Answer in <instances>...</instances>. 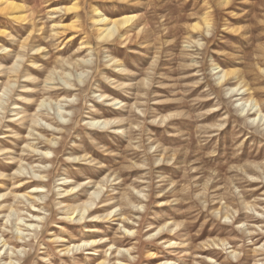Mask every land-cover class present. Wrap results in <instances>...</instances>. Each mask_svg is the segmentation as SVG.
I'll list each match as a JSON object with an SVG mask.
<instances>
[{
  "label": "rangeland",
  "instance_id": "rangeland-1",
  "mask_svg": "<svg viewBox=\"0 0 264 264\" xmlns=\"http://www.w3.org/2000/svg\"><path fill=\"white\" fill-rule=\"evenodd\" d=\"M7 1L20 8L0 9V164L15 163L0 170V236L15 253L0 264H264V0ZM97 9L134 17L123 40L99 37ZM222 70L236 75L225 84ZM249 96L259 119L242 112ZM100 183L90 217L68 220ZM85 240L98 244L64 254Z\"/></svg>",
  "mask_w": 264,
  "mask_h": 264
},
{
  "label": "bare ground",
  "instance_id": "bare-ground-1",
  "mask_svg": "<svg viewBox=\"0 0 264 264\" xmlns=\"http://www.w3.org/2000/svg\"><path fill=\"white\" fill-rule=\"evenodd\" d=\"M0 6L2 7V8H0L1 9V11H17L19 8H20V6H18V5H16V4H14V3H12V2H9V1H4V0H0ZM95 15H97V17L96 18H94V20H95V23L98 25H100V28H99V37L101 38V39H113V38H124V36H125V33H128V27L127 26H129V24H131V22L133 21V19H134V17L133 16H124V17H122V18H120V19H112V18H109L108 16H105L104 14H102L101 12H99L98 11V9L95 11ZM15 19L16 20H19V19H21V18H19V17H15ZM208 23V22H207ZM95 24V25H96ZM198 26V25H197ZM196 28V27H195ZM197 29V28H196ZM130 30V29H129ZM129 37H130V35H129ZM99 38V39H100ZM125 38H127V37H125ZM123 40V39H122ZM121 41V40H120ZM3 47V46H2ZM5 47V46H4ZM24 48V47H23ZM33 50V49H32ZM37 50H38V52H39V50L40 49H38L37 48ZM4 52H7V51H4ZM4 52H3V54H4ZM2 54V53H1ZM6 54V53H5ZM5 57V56H4ZM8 57V56H7ZM73 65V64H72ZM14 66V65H13ZM11 68V67H10ZM12 70H14V69H12ZM9 73H11V72H9ZM219 73V72H218ZM236 75V72H231V71H227V70H222L221 71V76H220V80H222V81H224L225 82V84L226 83H228V81L231 79V77H233V76H235ZM12 76V75H11ZM51 79V78H50ZM29 80V79H28ZM14 82V81H13ZM67 84V83H66ZM65 84V85H66ZM68 84H69V82H68ZM14 85V84H13ZM71 86V85H70ZM8 87V86H7ZM12 87V86H11ZM14 87V86H13ZM75 87H76V85H75ZM245 87H240V88H238V87H235L234 88V90H237V92H238V94L240 93V91H242L241 93H240V95H243L244 93H247L248 92V89L247 88H245ZM6 90V89H5ZM8 91H9V89H8ZM235 92V91H234ZM4 94H5V92H4ZM7 96V95H6ZM239 96V95H238ZM251 96H249L247 99H243V101H244V103H243V107H242V112H246L247 111V117H249V116H252V115H258V119L260 118V116H261V114H262V111H261V109H260V106H259V104L251 97ZM101 98L102 99H104L105 100V96H101ZM100 98V99H101ZM108 99V98H107ZM242 99V98H241ZM240 99V100H241ZM5 100V99H4ZM65 100V99H64ZM0 101H1V98H0ZM108 101H109V99H108ZM110 101H112V100H110ZM6 102V101H5ZM4 102V103H5ZM46 102V101H45ZM67 102H69V101H67ZM3 103V102H2ZM1 103V104H2ZM7 103V102H6ZM43 103V102H42ZM1 104H0V106H1ZM74 105H76V104H74ZM113 105V104H112ZM45 107H46V105H44ZM55 106V105H54ZM3 107V106H2ZM5 107H6V105H5ZM30 108H32V106H29ZM49 107V106H48ZM59 107V106H58ZM57 108V107H56ZM66 108V107H65ZM72 108H73V106H72ZM248 108V109H247ZM2 109V108H1ZM4 109V108H3ZM48 109V108H47ZM51 109V108H50ZM68 109V108H67ZM71 109V108H70ZM58 110H60V109H58ZM50 111V110H49ZM22 113V112H21ZM4 115V114H3ZM19 115V114H18ZM42 115V114H41ZM26 116V115H25ZM34 116V115H33ZM47 116V115H46ZM66 116V115H65ZM16 117V116H15ZM14 117V118H15ZM41 117V116H40ZM44 117V116H43ZM257 117V116H256ZM264 117V116H263ZM4 118V117H3ZM27 119H28V117L26 116L25 118L24 117H19V119H16V120H18V121H20V122H22L21 123V125H22V127H26V122H27ZM43 120H44V118H42ZM13 120V119H12ZM12 120H11V122H12ZM30 121V123H31V128H30V133H29V135H32V136H34L35 134H34V131L36 130V129H38L39 128V125H40V120H39V118L37 117V116H34V117H31V119H29ZM54 120V119H53ZM53 120H52V122H53ZM93 120V119H92ZM3 121L4 120H2V119H0V128H1V125H2V123H3ZM49 121V120H48ZM47 121V122H48ZM253 121V120H252ZM256 121V119H254V121L253 122H255ZM8 122V121H7ZM10 122V123H11ZM55 122V121H54ZM121 122V121H120ZM9 123V122H8ZM17 123H19V122H17ZM14 124V123H13ZM61 124V123H60ZM91 126H104V127H110V125H112V124H114L115 126H116V124H115V122H112V121H106V120H104V121H100V120H96V119H94L93 121H91L90 123H89ZM15 125V124H14ZM62 125H63V122H62ZM44 126V125H43ZM46 126V125H45ZM44 126V127H45ZM113 126V125H112ZM5 127V126H4ZM41 127V126H40ZM69 128H70V126H68ZM72 127V126H71ZM50 128V127H49ZM57 128V127H56ZM2 129V128H1ZM120 129V128H119ZM3 130V129H2ZM47 130H48V128H47ZM57 130V129H56ZM96 130V129H95ZM118 130V129H117ZM1 131V130H0ZM61 131H63V130H61ZM69 131H71V130H69ZM123 132V131H122ZM14 133V132H13ZM65 133V132H64ZM67 133V132H66ZM69 133V132H68ZM57 134H58V132H57ZM68 135V134H67ZM13 136V135H12ZM39 137V136H38ZM10 138V137H9ZM40 138V137H39ZM62 140L64 141V139H63V137H62ZM59 143H60V141H59ZM59 143L58 144H56V145H59ZM63 143V142H62ZM50 144V143H49ZM27 146V147H26ZM26 146H24V147H26L27 148V150H29V151H31V152H35V149L34 148H32L30 145H26ZM52 147V146H51ZM36 148V147H35ZM37 149V148H36ZM56 149V148H55ZM58 149V148H57ZM2 152V149H0V153ZM3 153H5V152H3ZM51 152H46L45 153V155H48L49 156V154H50ZM1 155V154H0ZM6 155V154H5ZM5 155H3V156H5ZM10 156H11V154H9ZM13 155V154H12ZM45 155H44V153H43V156L45 157ZM48 156H46V157H48ZM6 157V156H5ZM45 157V158H46ZM81 159H82V157H80ZM85 158V157H84ZM16 158H13V160H15ZM57 159V158H56ZM9 160H10V158H9ZM55 160V159H54ZM53 160V161H54ZM16 161H18V160H16ZM15 161V162H16ZM23 161H24V159H20L19 160V162L21 163V165L19 166V168H17L18 170H17V173H15V174H17L18 176L17 177H20V176H25V170H27V167H25L24 168V165L22 164L23 163ZM52 161V160H51ZM11 162V161H10ZM4 163V162H3ZM0 164V170L1 169H10L11 167H12V164H15L14 163V161L12 162V163H6V164ZM26 166H27V164H26ZM39 167V166H38ZM46 167V166H45ZM32 169H33V167H31ZM3 169V170H4ZM30 171V170H29ZM51 171V170H50ZM2 174V173H1ZM0 174V178H2L3 177V175H1ZM30 174H31V172H30ZM33 174H36L35 173V171H34V173ZM28 175V174H27ZM36 176V175H35ZM7 177H9V176H7ZM33 178V177H32ZM43 179V178H42ZM107 180V179H106ZM45 182V181H44ZM1 183V182H0ZM38 185H39V183H37ZM19 186H22V185H19ZM81 186V185H80ZM103 186H104V184H99V188L97 189V191H95L94 193H92L90 196H91V198L89 199V200H87V201H85V202H83V203H81V204H77V205H75V206H71V205H68L67 207H66V213H65V215H66V218L68 219V220H71V221H75V222H84L85 220H86V217L87 216H85V214L86 213H89L90 212V209H92L93 207H94V204L96 203L95 202V199H96V197L95 196H97V195H99L100 194V192L103 190ZM79 187V186H78ZM40 189L42 190L43 189V187H41V186H37V187H35V188H33L32 189V192H36L37 193V190H39L38 191V193L40 192ZM71 189V190H70ZM69 190H70V192L71 193H73L74 191V189H75V187L74 188H70ZM69 190H68V192H69ZM42 192H44V190L42 191ZM48 194V193H47ZM6 196L7 195H5V194H0V200H1V202H0V210L1 209H3V208H5L6 206L5 205H3L4 204V202L6 201L5 200V198H6ZM16 198H22V199H24V198H26L27 200H28V198H30L31 196L30 195H27V194H25V195H21V197H19V196H15ZM43 197H41V196H39L38 197V199L37 200H41ZM32 199V198H31ZM5 200V201H4ZM97 200V199H96ZM143 201V200H142ZM34 203H32V205H31V207H33V208H35V201H33ZM40 203V202H39ZM122 204H124V205H126V206H128L129 205V203H126V202H122ZM30 205V204H29ZM38 206V205H37ZM9 209H12V206H7ZM129 207V206H128ZM141 207H143V206H141ZM39 208V207H38ZM32 209V208H31ZM36 211V210H35ZM39 211H41V210H39ZM10 213H12V212H10ZM77 213V215L74 217V215ZM113 212L111 211V213H109L108 215H106L104 218H103V216H95L94 218H96V220L98 221V220H100V219H104V220H106V219H108V217H110V215L112 214ZM43 214V213H42ZM124 215V212L122 213V211H121V213L119 214V216H123ZM116 216V215H115ZM114 216V217H115ZM118 216V215H117ZM225 218H229V215L228 214H224L223 215ZM6 217V216H5ZM8 217V216H7ZM65 217V216H64ZM79 217V218H78ZM88 217H90V215L88 216ZM87 217V218H88ZM33 218H36V219H42L41 217H40V215H36V216H33ZM93 218V219H94ZM65 219V218H64ZM8 220V219H7ZM19 221V222H18ZM18 223L17 224H15V227H17L16 228V233H15V231L13 232L14 234H16V238H17V240L18 241H26L27 242V240H29V239H27L26 240V238H27V233H26V235L23 233L24 232V230H22V228L21 227H19V225L21 224V223H23L24 222V220L22 219V218H19L18 219ZM38 221V220H37ZM36 221V222H37ZM8 222H9V220H8ZM39 222V221H38ZM44 222V221H43ZM6 224H8V223H6ZM5 224V225H6ZM39 224H40V222H39ZM43 224H45V223H43ZM130 224V223H129ZM27 227H28V230H30V229H32V228H34V229H32V230H37V227H36V225H34V224H25ZM9 226V225H8ZM43 226H45V225H43ZM170 226V225H169ZM175 227H176V229L177 228H181V224H175L174 225ZM7 228V226H5V228L4 229H6ZM36 228V229H35ZM167 228V230H166V232H173L174 231V229H171L170 227H168V223H164V225L163 226H161L158 230H156L157 232L159 231V233H162V234H164L165 233V229ZM14 229V228H13ZM131 229V228H130ZM175 229V230H176ZM5 231H7V230H5ZM38 231V230H37ZM92 231V230H91ZM180 231H181V229L179 230V232H177L176 233V235L177 236H179V234H180ZM93 232V231H92ZM134 231H132V230H127V233H133ZM12 233V232H11ZM35 233V232H34ZM30 234V233H29ZM155 234V233H154ZM161 234V235H162ZM172 234V233H171ZM39 235V234H38ZM127 235V234H126ZM130 235V237H131V234H129ZM176 235H174V236H176ZM30 236H31V234H30ZM34 236H36V234H34ZM134 236V235H133ZM201 236V235H200ZM129 237V236H128ZM151 237H152V234H151ZM159 237H160V235H159ZM170 237H172V236H170ZM153 238V237H152ZM160 240H163V237H161L160 238ZM58 241V240H57ZM57 241H55V242H57ZM61 241V240H60ZM183 241V240H182ZM227 241V240H226ZM82 242V241H81ZM12 243V242H11ZM21 243V242H20ZM29 243V242H28ZM62 243V242H61ZM163 243H165V244H169L170 246H177V243H175V242H173V240H169V241H165V242H163ZM0 244H2L1 246H0V251L2 252L3 251V249L4 248H6L7 246H9V243L8 242H6L5 240H2L1 241V236H0ZM23 244H25L26 245V243H23ZM29 244H31V243H29ZM98 243H97V241L96 240H85V241H83L82 243H80V244H74L73 246H68V247H66L65 249H63V252H64V254H66V253H68V254H70V252H73L74 251V249H76V250H80V249H83L84 248V250H85V248H87L88 249V247L90 246V248L93 246H96ZM99 244H101L100 242H99ZM102 244H103V242H102ZM101 244V245H102ZM111 244V243H110ZM113 244V243H112ZM213 244H214V246L216 245V246H220V245H222L223 247L225 246V244H226V242L225 241H220L219 240V242H213ZM16 245V244H15ZM19 245V244H18ZM64 245V244H63ZM115 245V244H114ZM169 245H166L167 247H169ZM17 246V245H16ZM15 246V247H16ZM22 246V245H21ZM27 246V245H26ZM100 246V245H99ZM98 246V247H99ZM108 246V245H107ZM31 247V246H30ZM92 247V248H93ZM109 247H111V246H109ZM149 247V246H148ZM152 247H154V245H152ZM8 248V247H7ZM6 248V249H7ZM97 249V248H96ZM90 250V249H89ZM94 251H97V250H95V249H93ZM109 250V249H108ZM61 251V250H60ZM60 251H59V254H60ZM110 251V250H109ZM209 254H212V255H217L218 253L216 252L217 251V249H207L206 250ZM1 252H0V255H1ZM8 252H11V254L12 255H14V253H15V248H8L6 251H5V253L4 254H7L8 255ZM17 252H21V251H17ZM16 252V253H17ZM23 252H24V250H23ZM75 252V251H74ZM115 252H116V250H115ZM122 252V251H121ZM127 252H130L129 250H127ZM22 253V252H21ZM28 253V252H27ZM97 253V252H96ZM107 253V252H106ZM111 253V252H110ZM113 253V252H112ZM118 253L119 254H121L120 253V251H118ZM233 254H234V257L237 259V261H241V257H240V255H237V251H233L232 252ZM18 254V253H17ZM125 254H127V253H125ZM155 254V253H154ZM154 254H152V255H150L148 258H151V259H155L156 257H155V255ZM19 256H20V253L18 254ZM232 255V254H231ZM5 256V255H4ZM3 256V257H4ZM11 256V255H10ZM132 255L130 254V255H128V257H131ZM1 257V260L3 259V257L2 256H0ZM112 257V256H111ZM125 257V256H124ZM5 258V257H4ZM8 258H10V257H8ZM14 258H16V259H18V256L16 255V257H14ZM209 258V257H208ZM30 259H31V254H28V255H26V257H25V260H24V262H23V264H28V262L29 263H31L30 262ZM111 259H113V258H111ZM110 259V260H111ZM0 260V261H1ZM10 260V261H9ZM20 260H21V258H20ZM8 261L10 262H8V264H14V261H12V258H10V259H8ZM22 261V260H21ZM20 261V262H21ZM116 261V260H115ZM131 261V260H130ZM3 262V261H2ZM238 262V263H239ZM22 263V262H21ZM117 263H120L121 264V261L120 260H117ZM98 264H108V260L106 259V260H103V261H99V263ZM110 264V263H109ZM221 264H232L231 262H229V261H227V262H223V263H221Z\"/></svg>",
  "mask_w": 264,
  "mask_h": 264
}]
</instances>
